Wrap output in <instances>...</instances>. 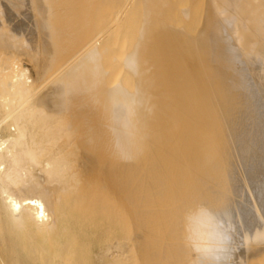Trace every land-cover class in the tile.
Listing matches in <instances>:
<instances>
[{
	"label": "bare ground",
	"instance_id": "6f19581e",
	"mask_svg": "<svg viewBox=\"0 0 264 264\" xmlns=\"http://www.w3.org/2000/svg\"><path fill=\"white\" fill-rule=\"evenodd\" d=\"M186 1L0 0V264H264V0Z\"/></svg>",
	"mask_w": 264,
	"mask_h": 264
},
{
	"label": "rangeland",
	"instance_id": "374dc122",
	"mask_svg": "<svg viewBox=\"0 0 264 264\" xmlns=\"http://www.w3.org/2000/svg\"><path fill=\"white\" fill-rule=\"evenodd\" d=\"M178 1H183V0H178ZM197 1H198V2H197ZM199 1H200V0H190V1L188 0V1H186V2H189V3H188V8H185V7L187 6V4L185 5L184 8H185V10L187 11L188 14H187L186 16H183V18H181L182 15H181L179 12H178V13H179L180 17H178L179 15H176V14H178V13H175V11L172 12L173 14H171V15L174 16V17H173V16H172V17L175 18L176 22H178L179 24H176V22H175L174 19H173V20H174V21H173L174 24H172V23H173V22H172V17H170V18H171V20H170V19H168L169 17L166 19V17H167V16H166V17L164 18L165 21L168 20L167 23H169V22L171 21L170 24H172V26L174 25V26L172 27V26H168L167 24H165V25L168 26V29H167V30L170 31V32H174V30H175V31H182L181 28H184L186 25H188V24L191 23V22L189 21V20H191V17H192V23L195 24V25H194V24L191 23V25H194L195 30H196L197 28L200 29V27H201L200 24H202V23H199V21L203 22L204 17H205V12H200V11H204V9L202 10V9H200V7H202V8L204 7V8L206 9V4H207V3H206V0L202 1V2H204L203 4L200 3ZM195 3L198 4L199 8L197 7V8H198L197 10L192 11V8H191V7H195V5H192V4H195ZM199 3L202 4V5H204V6H202V5L200 6ZM190 4H191V5H190ZM196 6H197V5H196ZM189 8H190V9H189ZM195 8H196V7H195ZM181 9H183V6L181 7ZM188 9H189V10H188ZM199 9H200V10H199ZM190 10H191L192 12H194V13H191V15H189V14H190ZM0 11H1L2 13H4V15H7L8 17H9V15H10V17H12V16H14V15L16 14V13H15V14L11 15L13 12L11 13L10 11H7V10L5 9V6H3V5L0 6ZM176 12H177V11H176ZM195 12H197V13H195ZM10 13H11V14H10ZM199 13H201L200 16L198 15ZM192 15H194V16H192ZM195 15H196V16H195ZM175 16H177V17H175ZM189 16H190V17H189ZM188 17H189V20H188ZM196 17H197V19H198V17H199L198 23H196V20H197ZM177 18H178V20L181 19L182 22H179V21H181V20L178 21ZM186 18H187V19H186ZM164 19H163V20H164ZM201 19H202V20H201ZM194 20H195V22H194ZM184 21H186V22H184ZM12 22H14V17H13V21H12ZM189 22H190V23H189ZM183 23H184V24L186 23L185 26H184ZM197 24H198V25H197ZM177 25H178V28H179L180 30L177 28ZM181 25H183V27L180 28L179 26H181ZM199 25H200V27H199ZM175 26H176V27H175ZM169 27H171V28H169ZM191 27H192V26H191ZM194 27H192V28H194ZM196 27H197V28H196ZM172 28H173V29L175 28V29L173 30ZM170 29H171V30H170ZM186 29H187V26H186ZM189 29H190V25H189ZM189 29H188L187 31H185V33H184V34L187 35V36H190V35H191V34H190L191 30H189ZM199 29H198V30H199ZM183 30H184V29H183ZM195 30H194V33L196 34V33L198 32V30H196V32H195ZM188 31H189V32H188ZM183 32H184V31H183ZM186 32H187L188 34H190V35L186 34ZM191 33H192V32H191ZM194 33H192V36H194ZM179 40H181V41L179 42ZM177 41H178L179 43H178ZM174 42H175L178 46L182 45V43H183V42H182V39H178V40H176V41H174ZM174 42H173V43H174ZM175 43H174V44H175ZM177 45H176V46H177ZM172 46H173V47H172V49H173V48H174V45H172ZM125 205H126V204H125ZM125 205H124V206H125ZM124 206H123V204H122V209H124ZM128 208L130 209V207H128ZM125 209H126L127 211H126ZM125 209H124V214L127 213V215H124L123 212H122V214L124 215V218H125V219H124L123 216H122V220H123V221H124V220L126 221V217L128 216L127 219H129V221H128V220H127V221H128V223H131V220L134 219L133 216L131 217L132 213H131L130 211H128L129 209H127V205H126V208H125ZM130 210H131V209H130ZM128 213H130L131 215H129ZM129 217H130V218H129ZM155 219H156V220H155ZM158 219L160 220V218L156 217V218H154V220H153V221L156 222V225H155V222L151 221L150 223H143V224H139V225H137L138 228L134 227V226H135V223H134V221L132 220V223H131V224H132L133 226L131 227L132 229L129 230V231H127V228H128L127 226H129V224H128V225L126 224L127 226H124V227H123V225H122L123 228L127 227V228H126V232L128 233L127 235H131V234H133L134 237L137 236V238L135 239V241L138 240L137 242L140 243L141 240H142V241H144L145 243H146L147 241H148V243H149V242L152 240L153 242L156 241L155 244L152 243V245L156 246V245L158 244V245L156 246V248H155V251H154V246H152V245H151V246H148L147 243H146L145 245H147L148 247H146L144 244L142 245V242H141V244H140V245H142L141 247H140L139 243H137V242L134 243V244L132 243V244H133L132 247H134V249L131 247V250H132L133 252H136V251L140 252L141 249H143V248H142L143 246H145V249H143L142 252H148V251H149V252H153V251H154V252H157V251L159 252L160 250H161V252H171V250H172V252H180V251L183 252V250H181V249L174 250V251H173V249L169 250L170 248H172L171 246H168V248L166 247V241H165L164 238H167V237H171V236H172V230H170V229H171L172 222L170 221L171 224H170V222H169V224H168V231H167L168 233L166 232V233L168 234V236H166L165 233H164V230H165V229L163 230V226L160 225L161 223L159 222ZM160 221H161V220H160ZM153 223H154V224H153ZM159 223H160V224H159ZM131 224H130V226H131ZM150 224L153 225L154 228H153ZM157 224L159 225L158 227H157ZM141 225H142V228H140ZM146 225H147V226H146ZM169 225H170V227H169ZM143 227H144V228H143ZM145 227L149 230V232H148L147 229H145ZM156 227H157V229H156ZM161 227H162V228H161ZM159 228H160L161 230H160ZM129 229H130V228H129ZM134 229H135V230H134ZM140 229H141V230H140ZM143 229H145V230H143ZM150 229H151V230H150ZM122 230H123V229H122ZM133 230H134V231H133ZM137 230H138V231H137ZM155 230H156L157 232H156ZM166 230H167V229H166ZM123 231H124L123 235L126 234L125 230H123ZM130 231H131V232L133 231V233H131ZM146 231L149 233V235H148V236H149V238H148L149 240L146 239V238H147V235H146L145 233H144V234L146 235V238H145V239H142V238L144 237V236H143L144 234L142 235V233H143V232H146ZM151 231H152V232H151ZM140 232H141V233H140ZM147 232H146V233H147ZM137 233H138V234H137ZM150 233H152V235H150ZM155 234H156L157 236H156ZM159 234H160V235H159ZM162 234L165 235V236H163ZM139 235L142 236V237L140 238ZM169 235H170V236H169ZM125 236H126V235H125ZM131 236H132V235H131ZM138 236H139V237H138ZM150 237H151L152 239H151ZM154 237H156V238H154ZM157 237H160V238L158 239ZM122 238H125V237L123 236ZM139 238H140L141 240H140ZM153 239H154L155 241H154ZM162 239H164V240H162ZM158 240H159L160 242H158ZM152 241H151V242H152ZM164 241H165V242H164ZM144 242H143V243H144ZM159 244H160V245H159ZM136 245H138L139 247H135ZM149 245H150V244H149ZM91 247H92L91 250H94V249L96 248V244L92 245ZM150 247H151V251L149 250ZM157 247L159 248L158 250H157ZM93 248H94V249H93ZM138 248H139V249H138ZM140 248H141V249H140ZM146 248H147V249L149 248L148 251H144V250H146ZM152 248H153V249H152ZM161 248H162V249H161ZM131 250H129V251L131 252ZM129 251H128V252H129Z\"/></svg>",
	"mask_w": 264,
	"mask_h": 264
}]
</instances>
